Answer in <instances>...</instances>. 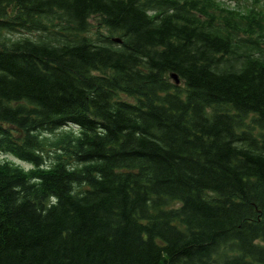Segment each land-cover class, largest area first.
I'll use <instances>...</instances> for the list:
<instances>
[{"label":"trees","instance_id":"obj_1","mask_svg":"<svg viewBox=\"0 0 264 264\" xmlns=\"http://www.w3.org/2000/svg\"><path fill=\"white\" fill-rule=\"evenodd\" d=\"M237 1L0 0V152L32 165L0 161V264H264V10Z\"/></svg>","mask_w":264,"mask_h":264},{"label":"rangeland","instance_id":"obj_2","mask_svg":"<svg viewBox=\"0 0 264 264\" xmlns=\"http://www.w3.org/2000/svg\"><path fill=\"white\" fill-rule=\"evenodd\" d=\"M225 1L227 4L229 5H235L238 1L237 0H223ZM250 1L251 0H239L240 3H247V4H250ZM256 7L258 9H262L264 10V0H258V3L256 4ZM90 21L92 23V28H91V33H95L96 30H100L101 32L104 31L99 25H98V17L97 16H93L90 18ZM25 33H22V32H17V33H13L12 34V38L14 37H17V36H20V35H23ZM69 129L72 130V132L75 134H77L78 132V128L74 127V126H68ZM68 129V128H67ZM58 130H56L54 133H56ZM54 133H46L47 135H50L52 136ZM50 158L51 156H45V162L47 161V163L50 162ZM3 160H6V161H11L12 163L14 164H18L20 165L21 167H24L25 169H28V168H31L32 165L30 163H27V162H24L18 158H16L15 156L11 155V154H8V153H3V152H0V161H3ZM82 184H80V187H81ZM76 188H78L79 186L78 185H75ZM210 195H212V193H209Z\"/></svg>","mask_w":264,"mask_h":264},{"label":"water","instance_id":"obj_3","mask_svg":"<svg viewBox=\"0 0 264 264\" xmlns=\"http://www.w3.org/2000/svg\"><path fill=\"white\" fill-rule=\"evenodd\" d=\"M115 41H120L119 39H114ZM171 77L172 79L174 80L175 83H178L179 82V77L177 74L175 73H171Z\"/></svg>","mask_w":264,"mask_h":264}]
</instances>
